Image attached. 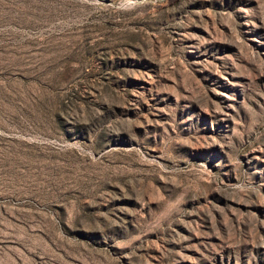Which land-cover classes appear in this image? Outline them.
Segmentation results:
<instances>
[{
    "label": "rangeland",
    "instance_id": "rangeland-1",
    "mask_svg": "<svg viewBox=\"0 0 264 264\" xmlns=\"http://www.w3.org/2000/svg\"><path fill=\"white\" fill-rule=\"evenodd\" d=\"M0 264H264V0H0Z\"/></svg>",
    "mask_w": 264,
    "mask_h": 264
}]
</instances>
